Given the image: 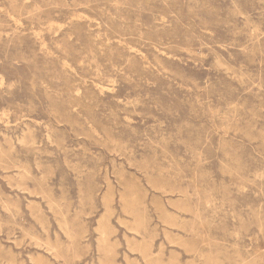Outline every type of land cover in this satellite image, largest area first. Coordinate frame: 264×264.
<instances>
[{"label":"rangeland","instance_id":"374dc122","mask_svg":"<svg viewBox=\"0 0 264 264\" xmlns=\"http://www.w3.org/2000/svg\"><path fill=\"white\" fill-rule=\"evenodd\" d=\"M0 264H264V0H0Z\"/></svg>","mask_w":264,"mask_h":264}]
</instances>
